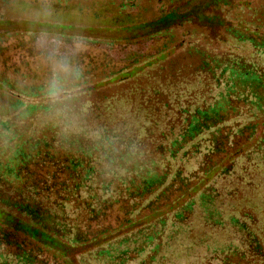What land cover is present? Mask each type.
Wrapping results in <instances>:
<instances>
[{"label":"trees","instance_id":"16d2710c","mask_svg":"<svg viewBox=\"0 0 264 264\" xmlns=\"http://www.w3.org/2000/svg\"><path fill=\"white\" fill-rule=\"evenodd\" d=\"M197 1L131 39L0 34V264H264V0Z\"/></svg>","mask_w":264,"mask_h":264},{"label":"rangeland","instance_id":"374dc122","mask_svg":"<svg viewBox=\"0 0 264 264\" xmlns=\"http://www.w3.org/2000/svg\"><path fill=\"white\" fill-rule=\"evenodd\" d=\"M67 1V11L63 14L59 12L51 18L43 16L36 5L29 6L25 0H13L6 10L0 5V34L44 32L85 38L123 40L175 27L176 22H179V18H172L170 21L164 22L153 21L161 13H165L170 7L177 5L176 2H170V0H134L133 6L127 8V18L124 19L123 24H112L108 20L93 19L90 15L78 14L74 8L79 0ZM201 1L198 0L196 3L201 4ZM234 1L249 2L251 6H256L260 2V0ZM80 5L83 9L87 7V4L82 1H80ZM183 6L184 3L179 5L180 11L183 10ZM201 11L206 13L210 11V8ZM200 23L204 22L200 21ZM231 46L236 47L237 51L242 50V46L234 44ZM0 221L14 225V221L11 218L7 219L2 213H0ZM73 255H69V257L73 258Z\"/></svg>","mask_w":264,"mask_h":264},{"label":"clouds","instance_id":"9594fccd","mask_svg":"<svg viewBox=\"0 0 264 264\" xmlns=\"http://www.w3.org/2000/svg\"><path fill=\"white\" fill-rule=\"evenodd\" d=\"M54 45H58V40H53ZM52 67V77L47 85V93L49 98L55 100L59 98L62 92L60 85L59 74L64 73L70 75L72 73V66L65 59L57 60L54 57H49Z\"/></svg>","mask_w":264,"mask_h":264}]
</instances>
